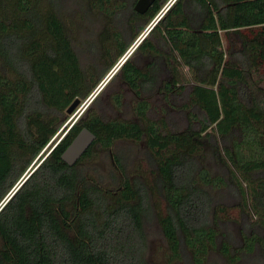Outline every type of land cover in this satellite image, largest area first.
Returning a JSON list of instances; mask_svg holds the SVG:
<instances>
[{
    "label": "trees",
    "instance_id": "obj_1",
    "mask_svg": "<svg viewBox=\"0 0 264 264\" xmlns=\"http://www.w3.org/2000/svg\"><path fill=\"white\" fill-rule=\"evenodd\" d=\"M63 1L0 0V204L37 165L0 208V264H145L144 224L152 217L169 263L185 247L193 264L215 248L229 263L255 254L264 264V0H174L131 53L149 61L139 68L129 56L103 86L123 80L137 96V120L101 116L100 91L41 156L67 107L91 94L169 0H154L143 13L133 9L136 0L107 8L108 0H87L108 17L120 10L127 18L92 72L82 69L61 19ZM152 96L171 107L182 100V130L148 116ZM112 97L119 106L120 95ZM82 127L95 139L68 166L60 155ZM121 138L145 141L153 182L131 180L117 164L119 182L103 185L80 167L95 145L109 149ZM208 154L227 167L228 180L211 174ZM229 184L238 196L236 249L220 240L229 212L209 189Z\"/></svg>",
    "mask_w": 264,
    "mask_h": 264
},
{
    "label": "rangeland",
    "instance_id": "obj_2",
    "mask_svg": "<svg viewBox=\"0 0 264 264\" xmlns=\"http://www.w3.org/2000/svg\"><path fill=\"white\" fill-rule=\"evenodd\" d=\"M122 1L124 0H108L101 4L103 7L107 8L114 4L118 5ZM90 3L92 2H88L87 0H64L60 13L61 19L68 29L71 43L76 49L81 67L86 72H92L94 67L101 63L103 60L102 56L104 49L111 47L110 39L113 32L121 30L127 20L125 17L126 14H122L120 10L116 11L115 15L108 17L103 11L92 8ZM143 31H141L137 37L132 39L127 50H129L133 43L137 41ZM128 36H130L129 32ZM104 46L106 48H104ZM234 46L237 47L236 41H234ZM133 50L134 49L130 51L126 58L131 56ZM122 55L113 62L110 69L93 88L94 90L108 81L110 78L109 74L112 71H114V74L118 70L119 67H117V65L120 63ZM131 58H133V62L139 68H143L149 61V57L142 55L131 56ZM124 61H122L121 64ZM115 67L117 68L115 69ZM182 72L184 73V77L188 79L189 75L186 67H183ZM166 74V72H163L161 78H166ZM100 91L102 97L101 101L96 106V110L101 116L106 119L137 120L133 112V106L137 100V96L134 94V91L123 82V80L117 78L108 88H102ZM114 94L120 95L121 104L119 106L114 103L112 97ZM89 96L79 103L73 113L67 114L65 112V115L67 116L66 119L58 129L57 133L53 136V140L49 147L41 154V156H45L59 140V137L71 126L72 122H74L78 116L84 114L86 107L89 105H87ZM149 102L152 107L148 114L150 118L158 119L163 117L166 120L168 127L176 130H182L185 127V114L180 110V103L182 100L176 99L173 103L174 106L172 107L162 100L160 96L150 97ZM203 147L206 153L208 151V143L204 142ZM91 151V154L82 160L79 165L82 169H86V172L91 173L96 180L99 179L103 185L111 183L115 185L119 182L122 173L120 174L119 170L116 169L117 164L122 167L125 171V175L131 180L138 179L142 182L154 181L155 164L152 157L153 155L152 152L147 149L145 141H142L141 139L136 141L121 138L115 140L109 149H104L95 145ZM204 161V164L210 169L209 171H211L212 175L221 176L228 180L229 172L226 166L214 162L209 154ZM31 168H33V165ZM229 186H231V184H229L228 187L225 186L216 190L209 189L214 201L221 202L229 212L230 218H225L226 220L224 221L221 220L217 228L222 234V237L220 235V240H223L224 236V239H228V241L235 246L233 249H236V246L241 243V225L237 218V210L234 208L236 203L234 199L237 201L238 196L233 195ZM152 201L157 203L160 212L164 210L163 199L157 193H154ZM220 215L222 216L223 214L220 213ZM243 222L245 221L243 220ZM144 228L147 239V245L144 252L145 264H193L190 254L185 247L181 248L182 258L180 260H175L170 263L167 261L166 257L168 251L159 226L153 217L146 221ZM218 245H220V242H218ZM258 263H260V257L255 254H242L241 259L236 263H229L227 258L219 252V248L210 250L204 261V264Z\"/></svg>",
    "mask_w": 264,
    "mask_h": 264
},
{
    "label": "water",
    "instance_id": "obj_3",
    "mask_svg": "<svg viewBox=\"0 0 264 264\" xmlns=\"http://www.w3.org/2000/svg\"><path fill=\"white\" fill-rule=\"evenodd\" d=\"M154 0H136L133 9L138 13H143L147 10V8L153 3ZM174 0L171 1L170 4L162 8L161 12L158 13L159 15L155 18V20L150 23L142 32L140 37L133 43V45L129 48V50L125 51L120 59V63L117 65L119 67L121 65V62L125 60L127 55L130 53L134 47L137 46V44L142 40V38L147 34V32L151 29V27L156 23V21L159 19V17L168 9V7L172 4ZM169 2V1H168ZM127 53V54H126ZM115 67V69L117 68ZM114 69V70H115ZM114 71H112L109 76L113 74ZM108 76V77H109ZM107 77V78H108ZM110 79V78H109ZM108 79V80H109ZM105 85V83H104ZM104 85H101L100 87H97L95 90H93L88 97L87 105L91 102V100L100 92V90L103 88ZM80 101L78 98L74 99L72 103L67 107L66 112L68 114H71L75 111L76 107L79 105ZM95 139L94 133H92L88 128L82 127L76 135L72 138L70 143L67 145V147L63 150L60 157L61 159L68 165L72 166L76 163V161L82 156V154L85 152V150L89 147V145L92 143V141ZM37 166V165H36ZM34 166L33 168H35ZM29 170V172L17 183L13 189L7 193V195L3 198L4 200L0 204L1 206L6 202V200L13 194V192L19 187V185L24 181V179L30 174V172L33 170Z\"/></svg>",
    "mask_w": 264,
    "mask_h": 264
},
{
    "label": "built area",
    "instance_id": "obj_4",
    "mask_svg": "<svg viewBox=\"0 0 264 264\" xmlns=\"http://www.w3.org/2000/svg\"><path fill=\"white\" fill-rule=\"evenodd\" d=\"M172 0H169V2H167V5L171 3Z\"/></svg>",
    "mask_w": 264,
    "mask_h": 264
},
{
    "label": "clouds",
    "instance_id": "obj_5",
    "mask_svg": "<svg viewBox=\"0 0 264 264\" xmlns=\"http://www.w3.org/2000/svg\"><path fill=\"white\" fill-rule=\"evenodd\" d=\"M75 121V120H74ZM73 123V122H72Z\"/></svg>",
    "mask_w": 264,
    "mask_h": 264
}]
</instances>
